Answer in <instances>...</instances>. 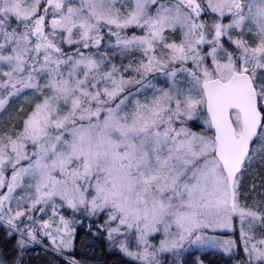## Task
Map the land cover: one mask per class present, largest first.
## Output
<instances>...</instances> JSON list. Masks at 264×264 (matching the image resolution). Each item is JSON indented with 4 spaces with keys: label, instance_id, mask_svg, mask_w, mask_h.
<instances>
[{
    "label": "snow or ice",
    "instance_id": "6c2138e0",
    "mask_svg": "<svg viewBox=\"0 0 264 264\" xmlns=\"http://www.w3.org/2000/svg\"><path fill=\"white\" fill-rule=\"evenodd\" d=\"M0 264H264V0H0Z\"/></svg>",
    "mask_w": 264,
    "mask_h": 264
},
{
    "label": "rangeland",
    "instance_id": "374dc122",
    "mask_svg": "<svg viewBox=\"0 0 264 264\" xmlns=\"http://www.w3.org/2000/svg\"><path fill=\"white\" fill-rule=\"evenodd\" d=\"M214 259V258H213Z\"/></svg>",
    "mask_w": 264,
    "mask_h": 264
}]
</instances>
